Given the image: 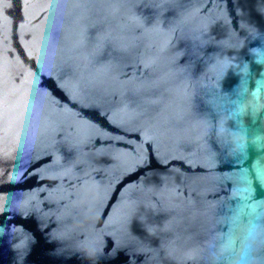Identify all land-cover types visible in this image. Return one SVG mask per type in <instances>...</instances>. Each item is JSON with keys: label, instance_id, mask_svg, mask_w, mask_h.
Masks as SVG:
<instances>
[{"label": "water", "instance_id": "water-1", "mask_svg": "<svg viewBox=\"0 0 264 264\" xmlns=\"http://www.w3.org/2000/svg\"><path fill=\"white\" fill-rule=\"evenodd\" d=\"M0 264H264V0H0Z\"/></svg>", "mask_w": 264, "mask_h": 264}]
</instances>
